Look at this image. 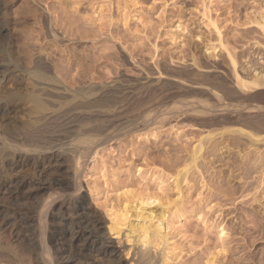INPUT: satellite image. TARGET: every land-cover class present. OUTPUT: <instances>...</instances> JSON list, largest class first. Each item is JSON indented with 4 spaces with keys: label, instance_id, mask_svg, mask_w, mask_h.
I'll list each match as a JSON object with an SVG mask.
<instances>
[{
    "label": "rangeland",
    "instance_id": "obj_1",
    "mask_svg": "<svg viewBox=\"0 0 264 264\" xmlns=\"http://www.w3.org/2000/svg\"><path fill=\"white\" fill-rule=\"evenodd\" d=\"M45 3L46 6L54 11L53 18L57 19V14L61 15V20L57 25H52L53 27L49 22L50 17L48 18L45 10H42ZM0 7V16L8 19L9 23L8 29L3 33L9 38L11 51L16 59L26 60L43 57V60L45 61L46 59L50 64L51 71L54 72L52 74L58 75L59 77H57L60 81L70 89L81 87L79 86L80 84L85 86L92 81L91 84L96 83L95 87L97 86L96 88L104 91L112 90L115 87L117 88V86L120 88L126 87V90L134 91H131L130 94L126 93L121 97L122 100L121 98L108 96H104L102 99L103 102H106L105 111L114 107L113 109L119 112L117 113L118 116L123 117L124 114L127 117L122 118L121 121L126 120H124L123 124H121L122 122L117 124L119 120L115 116L111 120L112 122L110 121L107 124L105 121L106 123L100 125V128H95V123L91 121V118V122H88V125H84L85 127L83 126L84 128L82 127L81 129L83 130L81 134L87 132L85 135L77 133V130V132H74V130L70 134V138L73 140L67 139V144L64 143L63 145L65 148L68 146L75 148L77 145L78 147L76 148H81L84 144L81 145L83 141L80 140L82 139L80 136L87 138L89 135L88 139L90 135L94 137L90 138L92 140L90 142L93 143L90 144L94 146L93 150L95 151L96 149V151L92 150L86 156L82 171H80L79 181L82 186L81 194L85 203L104 222L103 231H106L104 233L114 237L113 240H119V243L121 241L120 245L123 244L125 245L123 247L128 249L133 242L132 236L136 234V232L128 234L129 226L133 230L139 224L148 225V221H150L148 226L151 227L152 225L151 228H153L154 224V226L162 227L163 233L167 232L168 243L170 245L174 244L172 247H175V252H173L174 249L172 248L174 254L181 251L180 254L178 253L177 259L174 260L176 264H205V261L210 258L215 260H213L214 264L216 262L243 264L248 262L246 257L243 260L241 259L246 253H250L253 256L261 255L260 251L264 247V239H257L254 242L248 241V243L244 241L247 235L245 230L250 227L247 228L249 225L246 226L237 216L241 209L247 206L251 207L247 201L252 202L249 195L254 189L252 187L256 185L253 177L258 174L253 172V177H247V183L241 186L240 180L239 184L235 177L236 180L232 178L231 170L234 174L239 173L241 174L240 176H243V169H238V162L244 160L245 155L248 153L247 151H252L253 148L264 152V141L256 142L253 141L256 139L254 136L250 137L246 132L234 131L233 129H236V125L239 124L226 122L228 117L221 118L223 121L222 125L220 124L221 128L214 120L207 119L201 114L196 116V113L194 114L191 110L188 112L187 109H190L189 101L194 99L195 95H199V97H196L194 101H190L194 103V106L191 105L194 108L198 106L195 103L197 98L203 99L205 97L208 99V96L204 93L205 91L210 90L209 92H211L214 89V91L223 94V91L229 89L239 90V87L235 88L237 84L233 85L236 83V78L234 79L233 77L237 76V74L238 77L240 76L241 78L242 76L243 79L250 81L253 76L255 78L257 76L263 81L264 32L259 27L261 23L259 25L257 23L262 22L264 24V0H0ZM259 16L261 21H259ZM209 21L214 22L220 33L219 35ZM253 21L255 22L252 23ZM50 30L55 31V34L57 33L56 41L54 37L53 39L52 37L50 38ZM44 35L47 36L45 37ZM218 36H220V44L222 43V46L217 44L219 43L217 42L219 41ZM227 53L231 55V58H227L229 56ZM230 59L235 60L231 61ZM233 66L236 70L232 68ZM233 71L234 73L236 72V75L233 74ZM71 76L74 79L79 77L80 82L71 80ZM260 79L256 80L261 83V87L259 85L256 88L257 86L251 85L252 91L248 89L247 94L256 93L264 98V87H262L264 81L259 82L261 81ZM144 86L146 87L144 88ZM136 88L139 91H136ZM142 90L144 91L142 92ZM107 95L109 94L107 93ZM185 95H188L187 98H185ZM190 95L193 98L191 97L188 100ZM175 96L179 101L174 102ZM181 96H184V101L182 98L179 99ZM185 99L188 102V108L186 107L187 105H181V102H185ZM226 100L225 102L227 103H235L233 100ZM212 101L213 99H208L206 102L212 103ZM142 103H144V107ZM147 103L151 104L146 107ZM175 103L176 105H181V108L178 105V109L174 105ZM247 103L250 102L244 101V104L242 102L243 105ZM136 105L137 107H135ZM141 105L142 107L140 108ZM173 105L177 108H174ZM18 107L14 111L15 113L12 112L16 119L10 114L11 117L4 115L0 118L1 120L3 119L2 122L0 120L1 128L5 129L6 126H13V121L19 124L26 118V108H23L24 106L20 104H18ZM152 107L154 110L149 109ZM106 108L108 109L106 110ZM169 108L174 111L170 112ZM181 109L184 110V113L182 111L178 112ZM144 110L149 111V113L151 110L152 114L150 113L149 115H157V119L167 116L162 120L163 123L151 124L149 119H141L144 116H140L141 118L137 116L139 114L143 115V113L145 115ZM128 111L129 113H127ZM185 111L188 113L186 114ZM191 112H193V115L190 114ZM135 116L139 118L137 119ZM194 116L196 117L194 118ZM156 118L155 120L158 121ZM206 123L209 124L207 125ZM234 124L236 127L233 126ZM213 125L215 126L213 127ZM224 125H231L232 128L228 126L229 129ZM216 126L218 127L216 128ZM114 128L116 129L114 130ZM228 130L229 132L232 130L231 133H228ZM207 131L212 134H207ZM76 133L80 138V142L76 139L78 138ZM98 138L100 142H98ZM96 142L98 143L97 147L94 145ZM84 143L86 144L87 142ZM199 143L202 147L204 146L199 153L202 156L197 157L198 159H196L195 163L197 166L192 164L195 167L191 166V169L186 174L182 173L180 175L183 176L182 180L180 176H176V173L183 165L185 166V162L188 163L190 161L188 159L192 156V150L194 151V148L197 149ZM247 144L249 147L246 146ZM64 150L68 153V150ZM66 153L60 155L56 162L53 161V166L49 172L50 175L48 174L50 178H58L61 182L70 180L71 169L74 164L72 159L74 158ZM8 156L6 159L0 158V180L34 178L36 169L31 166L32 164L24 163V165H21L22 167L14 168L10 164L13 158L9 162L11 156ZM23 157H21L22 160ZM65 158L68 159L66 160ZM4 160L6 164L8 163L7 165L3 162ZM61 160L63 161L62 163L60 162ZM184 176L187 178L184 179ZM237 184L240 186H237ZM240 187L243 188L241 189ZM49 190V192H46L59 198L66 193L65 188L62 186L52 187ZM245 194L248 195L246 196ZM44 196L33 198L34 200L32 198L27 199L23 202L25 204L24 207L22 206L21 211L29 213L38 211V208L40 209L44 202L42 201L45 198ZM180 203L184 207L183 209ZM17 207L11 203L7 192H0V247L3 249L8 247L5 250L0 248V264H7V262L12 264L14 260L13 264H16L17 261H19L17 264L24 262V264H41L40 261L44 258L48 264H60L58 262L59 253L50 238L56 221V216L50 214L53 209L48 208L47 215H44L46 227L44 235H42V241H44L42 243L43 251L31 240V235L35 234L33 232H37L35 224L22 223V218L20 219L21 216L18 215L21 211ZM238 207L242 208L239 209ZM123 212H127L126 214L128 215L125 220L122 216L126 214ZM177 214L183 217L180 216L178 218V216H175ZM8 215L11 217H7ZM110 221L118 224L119 229H121L119 233L116 234L106 228V226L110 225ZM221 227H224V231L228 232V234L226 232V236L223 234H221L222 237L219 236ZM15 230L17 231L15 232ZM125 233L128 234V238L125 237ZM162 246V244H159L155 249L153 247L157 255H159L158 253L161 251ZM10 247L12 250L9 249ZM6 250L16 253L14 254L15 259H11L12 255L9 251V254L6 255L8 253ZM124 252L121 253L123 255H120V257H123V261L129 264L128 259L131 253L126 254ZM238 256H241V258L237 263L233 262L232 259ZM174 261L171 263L175 264ZM67 264L78 263L69 262ZM252 264H258V262L252 261Z\"/></svg>",
    "mask_w": 264,
    "mask_h": 264
},
{
    "label": "bare ground",
    "instance_id": "obj_2",
    "mask_svg": "<svg viewBox=\"0 0 264 264\" xmlns=\"http://www.w3.org/2000/svg\"><path fill=\"white\" fill-rule=\"evenodd\" d=\"M61 3V2H60ZM67 3V2H66ZM70 3V2H69ZM75 4V3H74ZM64 5V4H63ZM62 5V6H63ZM66 5V4H65ZM44 9L42 8V10H45V13H47L49 22L52 25H57V23L61 20V15L57 14V19L53 18V14L54 11L52 10V8L46 6V3L43 4ZM42 6V7H43ZM67 6V5H66ZM72 7V6H71ZM71 9V8H70ZM257 11V10H256ZM57 12V11H56ZM64 12V11H63ZM262 12V11H261ZM66 13V11H65ZM0 14H1V7H0ZM4 14V12H3ZM82 14V13H81ZM63 15V14H62ZM264 15V14H263ZM106 17V16H105ZM121 17V16H120ZM258 18V17H257ZM256 18V19H257ZM262 18V15H261ZM255 19V18H254ZM260 19V16H259ZM263 19V18H262ZM48 20V19H47ZM264 20V19H263ZM256 21V20H255ZM255 21H253L252 23H254ZM261 21V19L259 20ZM211 23V25H213V28H215V32L219 35V31L218 28L215 26L213 21H209ZM258 22V21H257ZM256 22V23H257ZM48 23V22H47ZM46 23V24H47ZM78 23V22H77ZM261 23V25L259 27H261V31L264 32V30H262V28H264V24H262V22L257 23L258 25ZM264 23V22H263ZM44 24V23H43ZM49 25V24H48ZM9 23H8V19H6L4 16H0V118H2L4 115H11L13 118H15L13 116V113L17 107L18 104L23 105V108H26V118L24 120L21 121V123L17 124L14 123L13 121V126L11 127H5L1 128L0 127V158H4L6 159V157H9L8 155H10V160L12 159V162H10L11 165L14 166V168L16 167H20L22 164L24 165V163H28V165L32 164L31 166H33L36 170H35V176L33 179H27V178H23V179H9V180H0V192H7L8 193V197L10 198L11 203L14 206H18L17 209L19 208L20 211L22 209V206L24 207L23 202H25L27 199L30 198H38L40 196H44L45 194V198L42 200L44 201L41 208H38V211L36 212H25V211H21L18 215H20V219L22 218V223H33V225L37 228V232H33L35 234L31 235V240L33 243H35L38 247H40L41 249L43 248V242L42 241V235H44V230H45V223H44V219H45V214L47 212L48 208H52V215L56 216V221H55V227L54 230L51 234V240H53V245L56 249V251L59 253V258H58V262L60 264H67L69 262H76L78 264H126L123 261V257L121 258L120 255H123L121 253H126V254H130L131 256L128 259L129 260V264H172L174 260L177 259L178 253L180 254V252H178L177 254H174L173 252H175V247L173 248L172 246L174 244H169L168 241L169 239L167 238V232L163 233L162 232V227L156 225L154 226L153 224V228L152 225L151 227L148 226L150 224V221H148V225L146 224L145 226H143L142 224H139V226L137 227L136 224V229L134 228L133 230L130 229L129 226V232L128 234L131 232L132 234L134 232H136L135 236L133 235V242L132 244H130V246L128 247V249H125V245H120L121 241L119 243V240H113L114 237H110L108 236L106 233V231H103V226H104V222L102 221V219L100 217H98L97 215H95L90 208L88 207V204L85 203L83 195L81 194V190H82V186L80 184V171H82V167L85 163V158L86 156H88L89 153H91V151L94 149V146H91L90 140L94 137H91L88 139L85 136H80V138L84 139L85 137V141L80 139L78 137L77 133H82L83 130L82 127L84 125H88V122H94V127L97 128L100 125H104V123L110 122L111 120H113V118L118 119L119 121H117L116 123L119 124H123L124 120H122L124 116L123 112V117L122 116H118L115 109H113L114 107H112V109H108L106 108L107 111H105V103L103 102V97L104 96H108V97H113V98H121L123 97L126 93H129L132 91H129V89L126 90V87H118L117 88H113L112 90H101L95 87V84H91L92 81H90V84H86L85 86H82L81 84L78 88H74V89H70L69 87H66L61 81L60 79L55 75L52 74L54 72L51 71V66L48 63V61L43 60V57H36L33 59H26V60H22V59H16L15 56L13 55V52L11 51V46H10V42L8 41V37L3 33L6 29H8ZM50 26V25H49ZM71 26V25H70ZM44 27V26H43ZM53 27V26H52ZM45 28V27H44ZM48 28V27H47ZM51 28V27H49ZM53 29V28H52ZM35 30V29H34ZM54 30V29H53ZM58 30V29H57ZM44 31V30H42ZM61 31V30H60ZM65 31V30H64ZM41 32V31H40ZM85 33V32H84ZM57 34V33H56ZM55 31L50 30L49 35L50 38L54 37V40L56 37ZM264 34V33H263ZM38 35V34H37ZM45 36V35H44ZM47 36V35H46ZM45 36V37H46ZM73 36V35H72ZM75 37V36H74ZM220 36H218V40L217 44H219V46H222V43L220 44L221 40L219 38ZM38 38V37H37ZM79 38V37H78ZM262 38V37H261ZM51 39V40H52ZM38 41V40H37ZM56 41V40H55ZM74 41V40H73ZM264 41V40H263ZM39 42V41H38ZM52 42V41H51ZM256 42V41H255ZM224 43V42H223ZM227 43V42H226ZM264 44V43H263ZM53 45V44H52ZM216 45V44H215ZM225 45V44H223ZM63 46V45H62ZM263 46V45H261ZM70 47V46H69ZM62 48V47H61ZM72 48V47H71ZM86 48V47H85ZM224 48V46H223ZM228 48V47H227ZM216 49V48H215ZM226 49V48H225ZM52 50V49H51ZM68 50V49H67ZM70 50V49H69ZM235 50V49H233ZM264 50V48H263ZM81 51V50H80ZM225 51V50H224ZM51 52V51H50ZM228 52V51H227ZM214 53V52H213ZM42 54V53H41ZM54 54V53H53ZM116 54V53H115ZM229 54V53H227ZM237 54V53H236ZM40 55V54H38ZM47 55V54H46ZM45 56V55H44ZM193 56V55H192ZM228 56V55H227ZM231 55L229 54V56L227 58H229ZM234 56V55H233ZM53 57V56H52ZM239 57V56H238ZM64 58V57H63ZM231 58V57H230ZM243 58V57H242ZM231 61L235 60V59H230ZM262 60V59H261ZM65 61V59H64ZM182 61V60H181ZM194 62V60H192ZM198 61V60H197ZM196 61V62H197ZM71 62V61H70ZM68 62V63H70ZM110 62V61H108ZM195 63V62H194ZM235 63V62H234ZM233 63V64H234ZM79 64V63H78ZM232 64V63H231ZM230 64V65H231ZM113 65V64H112ZM260 65V64H259ZM195 66V65H194ZM232 66V65H231ZM235 66V65H234ZM234 66L232 67L233 69L236 70V68H234ZM239 66V65H238ZM58 67V66H56ZM254 67V66H253ZM68 68V66H67ZM260 68V67H259ZM91 70V69H90ZM157 70V69H156ZM219 70V69H218ZM234 70V71H235ZM233 71V74L236 75ZM155 72V71H154ZM223 72V71H222ZM230 72V71H229ZM74 74V73H73ZM162 74V73H161ZM224 74V73H223ZM227 74V73H226ZM166 75V74H165ZM202 75V74H201ZM256 75V74H255ZM261 76V75H260ZM73 76H71V80L73 79L76 82H80V78L77 77V79L72 78ZM143 77V76H142ZM149 77V76H148ZM245 77V76H244ZM68 78V77H67ZM188 78V77H187ZM197 78V77H196ZM222 78V77H221ZM226 78V77H225ZM229 78V77H228ZM234 79L236 78V83L233 85L237 84V87H239V90H234L233 89H229L227 91H223L224 93L221 94L217 91H213L211 90V92L209 91H203L204 93H206V95L208 96V99H213L212 103H207L206 101H208L207 98H201L198 99L197 98V102L195 101L197 108L195 109L194 107V103L190 102V101H194L196 97H199V95H195L196 97H194V99H191V95L190 98L188 100L189 101V105H190V109H187L188 112L189 110L193 111L194 114L197 116V114H201L204 115L207 119H212L215 122H217L219 124V127L222 128V126H220V124L223 122L221 118H227L228 120H226V122H231V123H236L239 125H236L237 128L233 129L234 131H238V132H246L248 133V135L250 137L254 136L256 139L253 141H264V98H262L263 96H261L260 94H247L249 90L252 91V87L251 85H254L256 88H258V86L261 83H258L256 79H260L259 77L255 78V76H253L252 80H248V79H243L242 76L240 78V76L233 77ZM247 78V77H246ZM255 78V79H254ZM262 78V77H261ZM118 79V78H117ZM169 79V78H168ZM185 79V78H184ZM199 79V78H198ZM250 79V78H249ZM93 80V79H92ZM248 80V81H247ZM261 80V79H260ZM119 81V80H118ZM188 81V80H187ZM221 81V80H220ZM264 81V79H263ZM262 80L259 82H263ZM66 82V81H65ZM84 82V81H83ZM122 82V81H121ZM73 83V81H72ZM154 83V82H153ZM161 83V82H160ZM186 83V82H185ZM197 83V82H196ZM220 83V82H219ZM225 83V82H224ZM234 83V82H233ZM83 84V83H82ZM110 84V83H109ZM125 84V83H124ZM141 84V83H140ZM217 84V83H216ZM264 84V83H262ZM70 85V84H69ZM74 85V84H73ZM76 85V84H75ZM103 85V84H102ZM150 85V84H149ZM224 85V84H223ZM229 85V84H228ZM157 86V85H156ZM204 86V85H203ZM216 86V85H215ZM227 86V85H226ZM231 86V85H230ZM146 86H144L145 88ZM207 87V86H206ZM213 87V86H212ZM261 87V85H260ZM259 87V88H260ZM264 87V85L262 86ZM140 88V87H139ZM148 88V87H147ZM146 88V89H147ZM158 88V87H157ZM216 88V87H215ZM254 88V87H253ZM254 88V89H256ZM104 89V88H103ZM136 91H139L138 88H136ZM192 89V88H191ZM210 89V88H209ZM249 89V90H248ZM261 89V88H260ZM206 90V89H205ZM219 90V89H218ZM224 90V89H223ZM144 90H142L143 92ZM148 91V90H147ZM174 91V90H173ZM250 91V92H251ZM258 91V90H257ZM107 92L109 95H107ZM134 92V91H132ZM159 92V91H158ZM165 92V91H164ZM199 92V91H198ZM146 93V92H145ZM201 93V90H200ZM261 93V92H260ZM135 94V93H134ZM152 94V93H151ZM160 94V93H159ZM165 94V93H164ZM190 94V93H189ZM139 95V94H138ZM132 96V95H131ZM145 96V95H144ZM152 96V95H151ZM188 95H185V98H187ZM202 96V95H201ZM137 97V96H136ZM157 97V94H156ZM184 96L179 97V99L182 98L183 100ZM210 97V98H209ZM163 98V97H162ZM176 96L174 97V102H177L178 98H176ZM193 98V97H192ZM124 99V98H123ZM132 99V98H131ZM141 99V98H140ZM143 99V96H142ZM165 99V98H164ZM171 99V98H170ZM226 99L229 100H233L235 101V103L230 102L227 103L225 102ZM122 100V98H121ZM153 100V99H152ZM105 101V100H104ZM131 101V100H130ZM138 101V100H137ZM146 101V100H145ZM155 101V100H154ZM153 101V102H154ZM161 101V100H160ZM169 101V100H168ZM179 101V100H178ZM184 101V100H183ZM211 101V100H210ZM227 101V100H226ZM244 101L247 102L249 101L250 103H247L246 105L244 104ZM111 102V101H110ZM125 102V101H124ZM134 102V101H133ZM142 102V101H141ZM151 102V101H150ZM166 102V101H165ZM173 102V101H172ZM243 102V104H242ZM252 102V103H251ZM255 102V103H253ZM118 103V101H117ZM140 103V102H139ZM179 103V102H178ZM192 103V104H191ZM108 104V103H107ZM135 104V103H134ZM143 107H144V103ZM146 104V103H145ZM151 104V103H147L146 107ZM157 104V103H156ZM160 104V103H159ZM188 102H181V105H187ZM242 104V105H241ZM116 105V104H115ZM120 105V103H119ZM153 105V104H152ZM172 105V103H171ZM176 105V103L174 104ZM173 105L174 108H177L178 105H176L177 107H175ZM179 105V107L181 106ZM112 106V104H111ZM114 106V105H113ZM162 106V105H161ZM170 106V105H169ZM182 106V107H183ZM108 107L110 108V105L108 104ZM118 107V106H117ZM128 107V106H127ZM137 107V105L135 106ZM142 107V105L140 106V108ZM145 107V108H146ZM154 107V105H153ZM149 108V109H153L154 108ZM156 107V106H155ZM167 107V106H166ZM178 107V109H179ZM187 108L189 107L188 105L186 106ZM19 108V107H18ZM22 108V107H21ZM22 108V110H23ZM125 108V107H124ZM133 108V107H132ZM139 108V106H138ZM139 108V109H140ZM162 108V107H161ZM160 108V109H161ZM181 108V107H180ZM194 108V109H193ZM20 109V108H19ZM118 109V108H116ZM136 109V108H135ZM138 109V111H140ZM157 109V107H156ZM170 109V108H169ZM173 109V108H172ZM186 109V108H185ZM121 110V108H120ZM123 110V109H122ZM126 110V109H124ZM132 110V109H131ZM137 110V109H136ZM150 110V113H151ZM165 110V109H164ZM171 110V109H170ZM186 110V111H187ZM21 111V110H20ZM24 111V110H23ZM130 111V110H129ZM129 111L127 113H129ZM134 112V110H132ZM131 111V112H132ZM143 111V110H141ZM174 111V110H173ZM172 110L170 112H173ZM182 111V113H184L183 109L178 110V112ZM185 113L187 114L188 112ZM122 112V111H121ZM132 112V113H133ZM145 115L143 113V115L139 114L137 116H144V117H140L142 120H148L151 121V124H155V123H163V119H165V117L167 115H165V117L163 116L162 119H157V115L156 116H150L149 111H145ZM153 112V111H152ZM168 112V110H167ZM177 112V111H176ZM175 112V113H176ZM177 112V113H178ZM193 112H191L190 114H192ZM12 113V114H11ZM15 113V112H14ZM126 113V115H127ZM130 113V114H132ZM135 113V112H134ZM142 113V112H141ZM154 113V112H153ZM158 113V112H157ZM176 113V114H177ZM152 114V113H151ZM155 114V113H154ZM161 114V113H160ZM163 114V113H162ZM164 114H166V112H164ZM9 115V116H10ZM15 115V114H14ZM120 115V114H119ZM135 115V114H134ZM189 115V114H188ZM193 115V114H192ZM10 116V117H11ZM128 116V115H127ZM135 116L137 119L139 117ZM161 116V115H159ZM170 116V114H169ZM194 116V118L196 117ZM199 116V115H198ZM25 117V116H24ZM130 117V116H129ZM193 117V116H192ZM12 118V119H13ZM92 118V120H91ZM127 118V117H126ZM132 119H134L133 117H131ZM155 118L158 120L156 121ZM198 118V117H197ZM5 119V118H4ZM16 119V118H15ZM14 119V120H15ZM129 119V118H128ZM127 119V120H128ZM1 120V119H0ZM10 120V119H9ZM91 120V121H90ZM115 120V119H114ZM130 120V119H129ZM135 120V119H134ZM155 120V121H154ZM167 120V118H166ZM169 120V119H168ZM197 120V119H196ZM195 120V121H196ZM3 121V119L1 120V122ZM8 121V120H6ZM12 121V120H11ZM17 121V120H16ZM106 121V122H105ZM126 121V120H125ZM132 121V120H131ZM0 122V123H1ZM19 122V121H18ZM103 122V123H102ZM112 122V121H111ZM128 122V121H127ZM140 122V121H139ZM146 122V121H145ZM202 122V121H201ZM210 122V121H209ZM9 123V122H8ZM114 123V124H116ZM203 123V122H202ZM12 124V122H11ZM91 124V123H90ZM129 124V123H128ZM135 124V123H134ZM145 124V123H144ZM148 124H150L148 122ZM199 124V123H198ZM207 125L209 123H206ZM225 124V122H224ZM5 125V124H4ZM110 125V124H109ZM113 125V124H112ZM130 125V124H129ZM161 125V124H160ZM191 125V124H190ZM222 125V124H221ZM3 126V125H2ZM91 126H93L91 124ZM108 126V125H107ZM126 126V125H125ZM155 126V125H154ZM215 125H213L214 127ZM225 127L231 126V125H224ZM235 126V124L233 125ZM235 126V127H236ZM239 126H243V127H239ZM85 127V126H84ZM83 127V128H84ZM103 127V126H102ZM105 127V126H104ZM157 127V126H156ZM160 127V126H159ZM166 127V126H165ZM196 127V126H195ZM206 127V126H205ZM212 127V126H210ZM209 127V128H210ZM212 127V128H213ZM218 126H216L217 128ZM224 127V129H225ZM79 128V129H78ZM91 128V127H90ZM100 128V127H99ZM121 128V127H120ZM125 128V127H124ZM130 128V127H129ZM199 128V127H198ZM208 128V129H209ZM229 128V127H228ZM227 128V129H228ZM232 128V126L230 127ZM229 128V129H230ZM109 129V128H108ZM116 128H114L115 130ZM138 129V128H137ZM207 129V130H208ZM226 129V130H227ZM75 130V131H74ZM78 132H77V131ZM85 130V129H84ZM97 130V129H96ZM104 130V129H103ZM128 130V129H127ZM140 130V129H139ZM154 130V129H153ZM213 130V129H212ZM216 130V129H214ZM246 130V131H245ZM77 132L76 135L78 138H76L77 140H81L83 142H81V148H76L78 147V145L75 148H72V146H68L67 148H65L63 145L64 143H66L67 139H72L70 138V134L72 132ZM91 131V130H90ZM112 131V130H111ZM142 131V130H141ZM206 131V130H205ZM209 131V130H208ZM211 133V132H208ZM211 131V130H210ZM232 131V130H231ZM231 131L229 132V130L227 131L228 133H231ZM85 132V131H84ZM95 132V131H94ZM120 132V131H119ZM132 132V130H131ZM139 132V131H138ZM223 132V131H222ZM225 132V130H224ZM223 132V133H224ZM87 133V132H86ZM81 134V135H85ZM90 133V132H89ZM88 133V134H89ZM93 133V132H91ZM96 133H98L96 131ZM111 133V132H110ZM113 133V132H112ZM237 133V132H236ZM75 134V133H74ZM95 134V133H93ZM136 134V133H135ZM157 134V133H156ZM212 134V133H211ZM106 135V134H105ZM134 135V134H133ZM138 135V134H137ZM72 136V135H71ZM75 136V135H74ZM247 136V137H249ZM210 137V136H209ZM100 138V137H99ZM98 138V139H99ZM112 138V137H111ZM211 138V137H210ZM238 138V137H237ZM245 138V137H244ZM74 139V140H76ZM220 139V138H219ZM224 139V138H223ZM73 140V139H72ZM80 140L78 142H80ZM94 140V139H93ZM97 140V138H96ZM240 140V139H239ZM71 141V140H70ZM89 141V142H88ZM92 141V140H91ZM199 141V140H198ZM212 141V140H211ZM233 141V140H232ZM251 141V140H250ZM75 142V141H74ZM77 142V143H78ZM84 142H87L86 144ZM94 142V141H93ZM100 142V139L99 141ZM105 142V141H104ZM103 142V143H104ZM202 142V141H201ZM207 142V141H206ZM258 142V143H259ZM89 143V144H88ZM106 143V142H105ZM104 143V144H105ZM209 143V142H208ZM213 143V142H212ZM235 143V142H234ZM253 143V142H252ZM255 143V142H254ZM67 144V143H66ZM93 144V143H92ZM218 144V143H217ZM250 144V143H249ZM264 144V142H263ZM71 145V144H70ZM74 145V144H73ZM94 145L97 147L98 143H94ZM203 145V144H202ZM220 145V144H219ZM229 145V144H228ZM237 145V144H236ZM251 145V144H250ZM255 145V144H254ZM66 146V145H65ZM197 146V145H196ZM239 146V145H238ZM237 146V147H238ZM248 146V144L246 145ZM260 146V145H259ZM80 147V146H79ZM95 147V148H96ZM204 147V146H203ZM201 144L199 143V146L197 149H195L194 147V151L192 150V156L188 163L185 162V166L183 165L181 169H178L176 176H180L182 173L188 172L189 169H191V166H193L192 164L196 163V159H198L197 157H201L202 155H200L199 153L201 152L202 148ZM226 147V146H225ZM236 147V146H235ZM249 147V146H248ZM252 147V146H251ZM254 147V146H253ZM256 147V146H255ZM258 147V146H257ZM55 148V150H53ZM214 148V147H213ZM57 149V150H56ZM68 150V153H66V151L64 150ZM222 149V148H221ZM219 149V150H221ZM227 149V148H226ZM249 149V148H248ZM252 149V148H250ZM257 149V148H256ZM255 148H253L252 151H247L244 160H241L243 158H241V161H237L239 164L238 169L241 170L243 169V176H240L241 174L239 173H233L231 170V174H233L232 178H236L238 180L241 181V186L242 184L245 185L246 179L247 177H253L252 175L254 174L253 172L257 173L258 175L253 177L256 181V185L255 187L253 186L252 188L253 191L251 193V195H249L250 197V201L252 202H248L250 203L251 207H246L241 209L240 207H238L239 209H241V211L238 213V219H240L241 221L244 222V224L250 228L246 229L245 231L247 232V235L245 237L247 243L249 242H254L257 239H264V152L261 150L259 151V149L256 150ZM101 150V149H100ZM217 150V151H219ZM94 151V150H93ZM96 151V149H95ZM94 151V152H95ZM240 151V150H239ZM69 154L71 157H73L74 159H72L73 161V168L71 169V178L68 182H61L60 179L58 178H50L48 176L51 167L53 166V161H57L58 158L60 157V155L62 154ZM100 153V152H99ZM103 153V152H102ZM238 153V152H237ZM244 153V152H243ZM202 154V153H201ZM23 157V160L21 159V157ZM190 156V155H189ZM240 156V155H239ZM243 156V155H242ZM42 157V158H41ZM66 157V156H65ZM39 158H41L39 160ZM69 158V157H68ZM67 158V159H68ZM64 159V158H63ZM66 159V158H65ZM66 159V160H67ZM71 159V158H70ZM186 159V160H187ZM200 159V158H199ZM207 159V158H206ZM2 160V159H1ZM60 160V159H59ZM204 161V160H203ZM234 161V160H233ZM5 163V160L3 161ZM61 163L63 162L62 160L60 161ZM183 162V160H182ZM235 162V161H234ZM1 163V161H0ZM66 163V162H65ZM70 163V162H69ZM87 163V162H86ZM103 163V162H102ZM6 164V163H5ZM4 164V165H5ZM8 164V163H7ZM6 164V165H7ZM204 164V163H203ZM10 165V166H11ZM60 165V164H59ZM232 165V164H231ZM195 166H197L195 164ZM193 166V167H195ZM229 166V165H228ZM1 167V166H0ZM12 167V166H11ZM22 167V166H21ZM32 167V168H33ZM59 167V166H58ZM57 167V168H58ZM70 167V166H69ZM72 167V166H71ZM234 167V166H233ZM236 168V167H234ZM233 168V169H234ZM9 169V168H8ZM11 169V168H10ZM21 169V168H19ZM18 169V170H19ZM27 169V168H26ZM231 169V168H230ZM238 170V171H239ZM195 171V170H194ZM207 171V170H206ZM234 171V170H233ZM235 171H237L235 169ZM4 173V172H3ZM58 173V172H57ZM198 173V172H197ZM203 173V172H202ZM15 174V173H14ZM32 174V173H31ZM173 174V173H172ZM223 174V173H222ZM10 175V174H9ZM50 175V174H49ZM115 175V174H114ZM184 175V174H183ZM6 176V175H5ZM186 176V175H185ZM184 176V179H186L187 177ZM191 176V175H190ZM181 179L183 178V176H180ZM179 177V179H180ZM3 178V177H2ZM67 178V177H66ZM191 178V177H190ZM189 178V179H190ZM234 178V179H235ZM1 179V177H0ZM177 179V180H179ZM235 179V180H236ZM183 180V179H182ZM191 180V179H190ZM228 180V179H227ZM230 180V179H229ZM186 181V180H184ZM183 181V182H184ZM248 181V180H247ZM229 182V181H228ZM231 183V182H230ZM239 183V184H240ZM64 187L66 190L65 195H63L62 197H54L51 196L50 193H48L52 187ZM237 186H240L237 184ZM234 187V186H233ZM245 187V186H244ZM26 188V190H25ZM241 189L243 187H240ZM239 188V189H240ZM182 189V188H181ZM247 189V188H246ZM49 190V191H48ZM58 190V189H57ZM62 190V189H61ZM233 190V189H232ZM231 190V192H232ZM237 190V189H236ZM245 190V189H244ZM48 191V192H46ZM234 191V190H233ZM240 191V190H239ZM56 192V191H55ZM230 192V193H231ZM235 192V191H234ZM251 192V191H248ZM247 192V193H248ZM48 193V194H47ZM83 193V192H82ZM246 193V192H245ZM4 194V193H3ZM55 194V193H54ZM59 194V193H58ZM62 194V193H61ZM250 194V193H248ZM247 194V195H248ZM233 195V194H232ZM246 195V194H245ZM244 195V197H245ZM246 195V196H247ZM2 196V195H1ZM248 197V198H249ZM3 198V197H2ZM243 198V197H242ZM33 199V200H34ZM4 200V198H3ZM37 200V199H36ZM35 200V201H36ZM40 200V199H39ZM34 201V202H35ZM41 201V202H42ZM28 202V201H27ZM242 202V201H241ZM7 203V202H6ZM10 203V202H9ZM8 203V204H9ZM40 203V202H39ZM181 204V203H180ZM179 204V205H180ZM184 204V203H183ZM176 206V205H175ZM9 207V206H8ZM40 207V206H38ZM181 208L183 209L184 207H182L181 204ZM237 208V207H236ZM235 208V209H236ZM14 209V208H13ZM36 210V209H35ZM237 210V209H236ZM19 211V210H18ZM177 211V210H176ZM17 212V211H16ZM51 212V210H50ZM125 212V211H124ZM123 212V213H124ZM179 212V211H178ZM181 212V210H180ZM28 213V214H27ZM127 213V212H126ZM124 213V214H126ZM173 213V212H172ZM232 213V212H231ZM13 214V213H12ZM182 214V213H181ZM5 215V214H4ZM17 215V214H16ZM47 215V214H46ZM173 215V214H172ZM6 216V215H5ZM49 216V215H48ZM127 214L123 215V219L125 220L127 218ZM175 216H178V218L182 215L177 214ZM7 217H11V216H7ZM19 217V216H17ZM183 217V216H182ZM185 217V216H184ZM189 217V216H188ZM2 218V217H1ZM4 218V217H3ZM18 219V218H17ZM184 219V218H183ZM233 220V219H231ZM239 221V220H237ZM15 222V221H14ZM46 222V221H45ZM13 223V222H12ZM106 223V222H105ZM235 223V222H234ZM2 224V223H1ZM10 224V222H9ZM24 224V225H25ZM145 224V223H144ZM15 225V223H14ZM107 225V224H106ZM105 225V226H106ZM130 225V224H129ZM142 225V226H141ZM162 225V224H161ZM11 226V225H10ZM8 226V227H10ZM27 226V225H25ZM135 226V223H134ZM158 226V227H157ZM4 227H6L4 225ZM17 227V226H16ZM230 227V226H228ZM1 228V227H0ZM3 228V227H2ZM26 228V227H25ZM106 228H108L109 231H114L116 234L119 233L121 231V229H119L118 224L110 221V225L106 226ZM167 228V227H166ZM232 228V226H231ZM243 228V227H242ZM240 228V229H242ZM6 229V228H5ZM35 230V229H34ZM33 230V231H34ZM127 230V231H128ZM9 231V230H8ZM7 231V232H8ZM17 230H15L16 232ZM229 231V230H228ZM11 232V231H10ZM14 232V233H15ZM19 232V231H18ZM25 232V231H24ZM46 232V231H45ZM220 234L219 236L222 237L221 234H223L224 236H226V232L224 231V227L220 228ZM230 232V231H229ZM244 232V233H246ZM13 233V232H12ZM37 233V234H36ZM240 233V232H239ZM17 234V233H16ZM127 233H125V237L128 236ZM131 234V235H132ZM228 234V232H227ZM10 235V234H9ZM15 235V234H14ZM130 235V234H129ZM242 235V234H241ZM4 236V235H3ZM22 236V235H21ZM18 237V236H17ZM20 237V236H19ZM2 238V237H1ZM29 238V237H28ZM128 238V237H127ZM244 239V237H243ZM7 240V239H6ZM18 240V239H17ZM44 240V239H43ZM127 241V240H126ZM129 241V240H128ZM205 241V240H204ZM9 242V241H8ZM31 242V241H30ZM124 243V242H123ZM127 243V242H126ZM17 244V243H16ZM34 244V245H35ZM45 244V243H44ZM159 244H162V248L161 251L158 253L159 255H157L154 251L155 247ZM5 245V244H4ZM3 245V246H4ZM51 245V244H50ZM221 245V244H220ZM223 245V244H222ZM53 247V246H52ZM126 247V248H127ZM154 247V249H153ZM1 248V247H0ZM8 248V247H7ZM5 248V249H7ZM25 248V247H24ZM158 248V247H157ZM156 248V249H157ZM172 248L174 249V251L172 250ZM179 248V247H178ZM181 248V247H180ZM247 248V247H246ZM3 249V248H1ZM3 249V250H5ZM11 249V247L9 248ZM47 249V248H46ZM160 249V247H159ZM2 250V251H3ZM12 250V249H11ZM43 250V249H42ZM49 250V249H48ZM158 250V249H157ZM221 250V249H220ZM227 250V248H226ZM7 252L10 250H6ZM5 251V252H6ZM44 251V250H43ZM42 251V252H43ZM173 251V252H172ZM1 252V251H0ZM9 252L6 254L8 255ZM22 252V251H21ZM46 252V251H45ZM49 252V251H47ZM157 252V251H156ZM222 252V251H220ZM3 253V252H2ZM11 253V259H15L14 258V254L16 253ZM51 253V252H49ZM217 253V252H216ZM41 254V253H39ZM259 256H253L250 253H246L245 256L243 258H241V256H238L237 258L232 259L233 262H236L241 258L242 260L246 257V259H248V262H244L243 264H252L253 262H258V264H264V247L263 249L260 251ZM24 255V254H23ZM42 255V254H41ZM47 255V254H46ZM125 255V254H124ZM4 256V255H3ZM18 256V255H17ZM20 256V255H19ZM56 256V255H55ZM225 256V255H224ZM9 257V256H7ZM13 257V258H12ZM45 257V255H44ZM20 258V257H19ZM51 258V257H50ZM128 258V257H127ZM181 258V257H180ZM179 258V260H180ZM226 258V257H225ZM232 258V257H231ZM45 259V258H44ZM42 260L40 261L41 264H48L47 260ZM49 259V258H48ZM57 259V258H56ZM126 259V257H125ZM124 259V260H125ZM206 259V258H205ZM211 259V258H210ZM207 259L205 261V264H214L215 260L214 259ZM217 259V258H216ZM245 259V260H246ZM2 260V259H1ZM7 260V259H6ZM50 260V259H49ZM127 260V261H128ZM214 260V261H213ZM250 260V262H249ZM11 261V260H10ZM13 261V260H12ZM57 261V260H56ZM221 261V260H219ZM1 262V261H0ZM7 262V261H6ZM15 262V260H14ZM13 262V263H14ZM19 261H17L18 263ZM54 262V261H53ZM172 262V263H171ZM231 262V261H229ZM3 263V262H2ZM10 263V262H9ZM12 263V264H13ZM16 263V264H17ZM25 263V262H24ZM22 263V264H24ZM175 263V261H174ZM177 263H179L177 261ZM192 263V262H191ZM204 263V262H203ZM232 263V262H231ZM5 264V263H3ZM8 264V262H7ZM11 264V263H10ZM52 264V263H51ZM55 264V263H54ZM176 264V263H175ZM184 264V263H183ZM216 264H224L222 262H216ZM241 264V263H240Z\"/></svg>",
    "mask_w": 264,
    "mask_h": 264
}]
</instances>
